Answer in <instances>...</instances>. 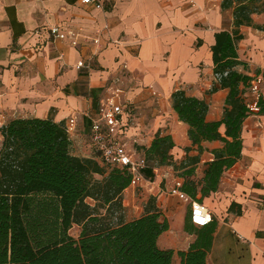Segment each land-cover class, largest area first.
Here are the masks:
<instances>
[{
    "label": "crops",
    "instance_id": "crops-1",
    "mask_svg": "<svg viewBox=\"0 0 264 264\" xmlns=\"http://www.w3.org/2000/svg\"><path fill=\"white\" fill-rule=\"evenodd\" d=\"M220 2L0 0L3 125L14 118H49L63 126L72 120L66 131L69 152L99 162L89 141V124L97 115L98 101L117 75L122 91L118 140L147 146L156 132L170 136L174 167L154 166L149 175L143 174L145 181L126 186L121 207L122 220L128 222L142 214L148 196L154 197L155 207L167 223L156 246L172 251L171 264H179L176 253L186 251L196 239L202 241L205 230H184L188 202L167 189L173 179L181 183L188 179L198 192L205 162L211 159L208 150L220 142L202 141L200 152L190 145L186 124L177 120L169 96L182 89L186 95L203 98L205 119L220 118L226 90L209 91L213 33L231 28L229 9H221ZM252 21L262 24L264 18L255 14ZM51 26L62 30L65 37L51 38ZM238 32L241 38L235 50L245 68L236 69L250 78L261 75L264 97V28L241 25ZM72 36L75 46L69 43ZM94 37L98 46L92 43ZM79 60L88 62V67L76 68ZM244 97L251 99L248 90ZM218 130L222 132V126ZM240 139L239 157L222 171L216 190L199 201L212 221L205 264H264V114L253 112L242 120ZM193 156L197 161L188 162ZM187 167L193 168L192 173L180 175Z\"/></svg>",
    "mask_w": 264,
    "mask_h": 264
},
{
    "label": "trees",
    "instance_id": "trees-1",
    "mask_svg": "<svg viewBox=\"0 0 264 264\" xmlns=\"http://www.w3.org/2000/svg\"><path fill=\"white\" fill-rule=\"evenodd\" d=\"M220 8L229 9L231 18L230 30L214 32L209 47L215 76L209 91L226 90L220 118L205 119L203 98L182 89L169 96L177 120L186 124L190 145L200 152L202 141L220 142L208 150L211 159L205 162L198 192L191 180L180 185L198 201L216 190L222 171L239 157L241 123L250 114L246 104L251 99L245 100L244 92L251 78L236 69L245 68L235 50L241 38L238 27L264 28V22L252 21L255 14L264 18V0H221ZM255 104V113L264 114L262 95ZM172 146L170 136L158 132L147 146H137L146 164L142 174L149 175L154 166L174 167ZM187 161L196 162L197 156ZM192 171L187 167L180 175ZM129 178L123 167L106 168L93 157L72 155L61 123L36 117L9 120L0 127V264H171L172 251L156 246L167 223L153 196L146 198L138 218L122 220L121 192ZM211 223L198 228L205 230L202 241L196 239L186 251L176 253L179 264H205ZM72 225L79 227L76 240L68 235ZM193 229L187 220L184 230Z\"/></svg>",
    "mask_w": 264,
    "mask_h": 264
},
{
    "label": "built area",
    "instance_id": "built-area-1",
    "mask_svg": "<svg viewBox=\"0 0 264 264\" xmlns=\"http://www.w3.org/2000/svg\"><path fill=\"white\" fill-rule=\"evenodd\" d=\"M92 0H79L81 4H88ZM51 38L63 39L65 34L56 26L48 28ZM71 45H76L74 36L70 38ZM92 43L99 44L98 38H92ZM88 62L79 60L75 67H88ZM122 68L125 66L122 65ZM215 77V76H214ZM213 77V78H214ZM261 75H255L251 78L247 87L251 100L246 104L250 113L256 112V99L261 95L260 83ZM119 77L116 75L112 78L111 84L108 86V92L97 104V115L89 124V141L96 152L97 158L101 165L106 168L116 166L124 168L129 173L128 186L135 187L139 183L145 181L142 169L146 167L142 157H137L133 149L125 141L117 138V129L121 126L120 116L122 103L120 101L121 88L118 86ZM3 123L0 120V127ZM72 126V120H69L63 127L68 131ZM181 181L173 179L167 189L169 194L177 196L179 199L188 202V221L194 228H200L208 225L211 221L210 213L201 202L190 198L180 189Z\"/></svg>",
    "mask_w": 264,
    "mask_h": 264
},
{
    "label": "rangeland",
    "instance_id": "rangeland-1",
    "mask_svg": "<svg viewBox=\"0 0 264 264\" xmlns=\"http://www.w3.org/2000/svg\"><path fill=\"white\" fill-rule=\"evenodd\" d=\"M127 144L133 149L136 155L142 156L141 151L136 148L137 146H139V143H136L135 141L132 140H128ZM86 201L91 202L89 199H86ZM112 221L114 220L112 219ZM78 233H79V227L75 225H72L71 228L68 230V235L74 240L78 238Z\"/></svg>",
    "mask_w": 264,
    "mask_h": 264
}]
</instances>
